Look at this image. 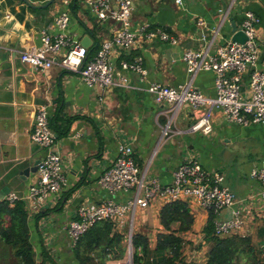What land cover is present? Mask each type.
I'll return each instance as SVG.
<instances>
[{"label": "crops", "instance_id": "obj_1", "mask_svg": "<svg viewBox=\"0 0 264 264\" xmlns=\"http://www.w3.org/2000/svg\"><path fill=\"white\" fill-rule=\"evenodd\" d=\"M181 1L179 5L176 0H133V30L138 44L129 54L115 52L113 56L116 79L125 74L127 84L107 90L88 87L79 73L69 72L59 63L43 73L20 60L23 51L41 46L43 31L57 33L54 22L62 13L70 16L67 33L72 39L82 42L85 37L90 38L88 49L93 48L87 60L95 57L103 41L112 38L114 28L109 22H100L86 0H0V78H4L0 89V190L10 191L2 201L10 194L28 195L37 183V174L26 181L19 175L46 155L31 139L39 109L34 105L37 98L46 100L53 121L59 115L75 118L68 135L55 134L66 177L61 193L50 195L41 204L26 202L37 264H78L64 227L77 219L80 206H98L109 197L98 181L114 164L121 144L132 146L134 159L146 178H156L163 185L171 184L174 170L193 158L206 170L222 173L226 185L240 201L245 218L243 228L231 235L250 236L256 243L264 244V199L259 195L260 183L251 176L254 169L264 164V125L231 124L220 111H215L212 133H191L188 130L192 115L186 109L172 127L175 133L164 137L161 127L167 123L165 108L158 106L146 91L149 83H186L187 67L182 60L185 51L203 47L200 39L205 33L207 43L232 39L234 26L241 31L246 11L261 19L258 68L264 71V0ZM199 22L204 25L199 26ZM146 26L149 28L144 32ZM157 29L166 30L178 44L159 38L149 40L147 33ZM215 31L219 32L216 37ZM138 57H142L147 71L145 79L124 73L121 68L122 61L133 62ZM249 79L248 72L242 80L246 93ZM195 85L203 93L215 96L213 72L199 73ZM130 196L118 193L115 200L124 203ZM192 203L189 207L195 217L193 229L181 235L188 243L184 258L190 264H206L210 244L205 229L210 214ZM166 204L161 199L154 201L148 209L138 210L132 226L128 221L116 230L124 235L145 234L154 250L157 236L164 232L159 216ZM230 216L226 210L222 218ZM124 246L126 253L121 260L128 254L126 240ZM11 261V252L0 243V264ZM115 261L120 260L106 264Z\"/></svg>", "mask_w": 264, "mask_h": 264}, {"label": "built area", "instance_id": "obj_2", "mask_svg": "<svg viewBox=\"0 0 264 264\" xmlns=\"http://www.w3.org/2000/svg\"><path fill=\"white\" fill-rule=\"evenodd\" d=\"M181 5V0H176ZM97 19L113 25L114 33L111 39L104 40L100 50L90 60H87L88 49L81 42L72 39L67 33L70 16L62 13L55 19L52 30L42 32L41 46L23 51L20 60L23 64L39 72L47 73L55 64H60L69 72L79 73L82 81L88 87L112 89L126 86L125 74L116 79L113 56L129 54L138 44V35L133 30V0H86ZM261 19L252 11L244 13L242 29L248 40L242 44L228 39L220 44L214 40L206 42L207 34H202L200 41L204 43L200 49H189L183 54L188 80L179 86H168L158 82L149 83L146 91L154 97L158 106L164 107L163 112L167 123L161 127L164 137L175 132L178 117L189 109L193 123L189 127L191 133H212V116L220 111L231 124L247 127L250 124L264 125V71L258 68L261 49L259 43V26ZM203 26L204 22H199ZM149 26L142 30L146 32ZM219 32L215 31L216 37ZM147 38H159L173 45L178 40L166 30L157 29L148 32ZM123 72H131L145 79L147 71L143 67L142 57L133 62L122 61ZM209 71L215 75V96H209L195 85V78L201 72ZM250 73L249 92L242 90V80ZM32 142L45 150L46 155L38 168V180L31 187L28 195L10 194L5 201L14 206L18 201L41 204L50 195L61 193L66 184L64 161L57 148V140L50 127V113L47 105L39 107L34 117ZM180 133V132H178ZM252 179L260 185V193L264 199V164L252 171ZM99 186L108 193V198L98 206L82 205L77 210V219L64 227L71 246L76 247L80 237L96 223L110 221L116 228H123L133 223L138 210H146L150 205L161 199L166 203L175 201H192L201 209L215 216L214 230L217 237L223 238L239 232L245 218L240 201L236 194L226 185L225 176L220 172L206 170L201 162L189 159L180 164L173 172L172 183L163 185L158 179H149L139 169L134 159L132 146L121 144L114 164L107 169L98 181ZM118 193H129L130 198L119 203L115 200ZM229 210L231 216L223 219V212ZM127 223V224H126ZM133 233L126 234L128 254L124 260L114 264H133ZM176 264H190L183 258Z\"/></svg>", "mask_w": 264, "mask_h": 264}, {"label": "trees", "instance_id": "obj_3", "mask_svg": "<svg viewBox=\"0 0 264 264\" xmlns=\"http://www.w3.org/2000/svg\"><path fill=\"white\" fill-rule=\"evenodd\" d=\"M74 120L59 115L49 121L54 135L60 137L68 135ZM26 207L25 201H18L13 207L0 201V243L11 249L14 264H37ZM159 218L164 232L157 236L154 250L145 234H133V264H176L184 258L188 243L181 235L192 231L195 223L189 204L183 201L168 203L161 209ZM214 220L215 216L210 213L205 229L210 244L206 264H264V244L256 243L250 236L217 237ZM125 240L126 234L118 232L113 222H98L80 237L73 254L78 264L121 260L125 256Z\"/></svg>", "mask_w": 264, "mask_h": 264}, {"label": "water", "instance_id": "obj_4", "mask_svg": "<svg viewBox=\"0 0 264 264\" xmlns=\"http://www.w3.org/2000/svg\"><path fill=\"white\" fill-rule=\"evenodd\" d=\"M232 34H233V37L232 39L236 42H239V43H242L244 44L248 38L246 37L245 33L243 31H238L237 27L234 26L233 30H232ZM82 46L85 47V48H89L90 45H91V41H90V38L89 37H85L83 39V41L81 42ZM4 81V78H0V89H1V83ZM7 87H10V86H7ZM35 106H38V107H42L44 105H46V100H44L43 98H37V101L35 102L34 104ZM37 112V111H36ZM55 137H57L55 135ZM22 159V158H20ZM42 162V160H37L35 162H33L32 164H30L27 168L23 169L22 171H20L19 175H20V178L24 181H26L28 178L34 176L37 174L38 172V168H39V165L40 163ZM10 191L8 189H1L0 190V201H2L4 199V197L9 193ZM133 258V257H132Z\"/></svg>", "mask_w": 264, "mask_h": 264}, {"label": "rangeland", "instance_id": "obj_5", "mask_svg": "<svg viewBox=\"0 0 264 264\" xmlns=\"http://www.w3.org/2000/svg\"><path fill=\"white\" fill-rule=\"evenodd\" d=\"M138 212H140V211H138ZM137 212V213H138ZM5 247V246H4ZM10 252H11V257H12V251H11V249H9V247H6ZM192 252L193 251H191V254H192ZM125 253H126V251H125ZM15 263V260H14V258L12 257V261L11 262H9V264H14Z\"/></svg>", "mask_w": 264, "mask_h": 264}, {"label": "clouds", "instance_id": "obj_6", "mask_svg": "<svg viewBox=\"0 0 264 264\" xmlns=\"http://www.w3.org/2000/svg\"><path fill=\"white\" fill-rule=\"evenodd\" d=\"M56 138V137H55Z\"/></svg>", "mask_w": 264, "mask_h": 264}]
</instances>
